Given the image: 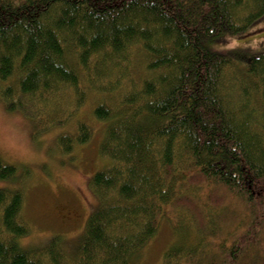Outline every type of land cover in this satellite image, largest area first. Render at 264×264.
Masks as SVG:
<instances>
[{
	"label": "trees",
	"instance_id": "1",
	"mask_svg": "<svg viewBox=\"0 0 264 264\" xmlns=\"http://www.w3.org/2000/svg\"><path fill=\"white\" fill-rule=\"evenodd\" d=\"M263 18L264 0H0V101L29 107L35 126L62 129L51 105L78 110L91 90L111 95L131 69L145 74L139 89L93 109L108 123L105 165L89 181L98 207L72 253L60 236L23 248V192L0 186V264H134L166 207L186 198L189 209L187 188L204 183L212 205L225 202L221 188L251 218L264 212V50L220 48ZM83 122L58 135L66 153L89 142ZM17 174L0 157V182ZM252 242L215 253L176 242L164 262L257 264Z\"/></svg>",
	"mask_w": 264,
	"mask_h": 264
},
{
	"label": "rangeland",
	"instance_id": "2",
	"mask_svg": "<svg viewBox=\"0 0 264 264\" xmlns=\"http://www.w3.org/2000/svg\"><path fill=\"white\" fill-rule=\"evenodd\" d=\"M221 47L226 51L241 49L246 53L263 51L264 18L253 28L234 35ZM129 73L122 82L126 90H117L111 95H99L91 90L88 96L90 99L83 100L84 104L78 110L74 107L66 109V106L61 109L63 104L60 109H52L51 105L48 113L53 118H59L62 129L51 131L37 127L33 118L28 116L29 107H19L12 111L8 104L0 101V157L19 170L16 178L10 182H0V186L20 188L23 192L21 217L30 230L27 236L20 239L23 248L41 250L56 236L63 239L64 249L71 253L73 246L78 244L89 215L98 207V198L90 188L89 181L105 165L100 148L108 123L95 118L93 109L97 104L115 103V100H119L118 96L139 89L143 79L141 76L145 74L138 69H131ZM11 84L6 82L2 87L6 89ZM67 94L70 96L71 92ZM66 102L69 104L70 100ZM67 111L72 112L65 115ZM80 121H84L91 129L89 142L75 143L66 153L59 145L61 142H58V135L62 131L75 134ZM187 190L189 196L195 194L196 197H192L196 198L193 199L198 206L189 202V209L186 208L183 206L186 204L185 198L174 206L166 207L154 238L137 254L134 264H165L166 252L181 241H186L188 246L201 243L208 253L219 251L220 244L231 246L239 242L241 248L242 245L246 248L244 243L253 241L248 247L253 248V263L264 264L262 209L256 210L255 216L251 218L243 200L221 188L218 193L224 196L225 202L213 206L212 200L207 197L210 191L207 183L200 189L201 193L198 188ZM243 264L251 263L246 260Z\"/></svg>",
	"mask_w": 264,
	"mask_h": 264
}]
</instances>
